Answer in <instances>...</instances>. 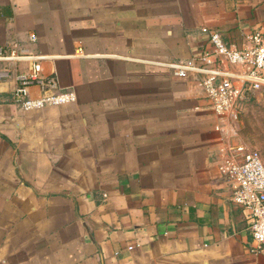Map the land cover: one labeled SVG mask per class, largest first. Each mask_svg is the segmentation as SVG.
I'll list each match as a JSON object with an SVG mask.
<instances>
[{
	"label": "crops",
	"instance_id": "obj_1",
	"mask_svg": "<svg viewBox=\"0 0 264 264\" xmlns=\"http://www.w3.org/2000/svg\"><path fill=\"white\" fill-rule=\"evenodd\" d=\"M206 27L241 44L264 33V0H0V48L42 55L77 94L23 110L0 81V264H264L217 116L168 64L199 55Z\"/></svg>",
	"mask_w": 264,
	"mask_h": 264
},
{
	"label": "built area",
	"instance_id": "obj_2",
	"mask_svg": "<svg viewBox=\"0 0 264 264\" xmlns=\"http://www.w3.org/2000/svg\"><path fill=\"white\" fill-rule=\"evenodd\" d=\"M209 44L190 59L168 63L176 77L194 76L217 116L215 129L223 135L218 152V169L232 187L233 202L247 211L249 229L257 250H264V161L256 149L239 135L236 123L245 102L256 92L264 93V33L255 29L243 43L226 41L219 31L207 27ZM32 42L37 41L31 35ZM42 55L34 54L19 43L0 48V81L12 80L13 102L23 110L43 109L73 103L74 90L63 87L56 75H44ZM31 61L26 71L20 61ZM12 63L14 65H12ZM11 64V65H10ZM36 87L39 96L31 95ZM130 247V249H132Z\"/></svg>",
	"mask_w": 264,
	"mask_h": 264
},
{
	"label": "rangeland",
	"instance_id": "obj_3",
	"mask_svg": "<svg viewBox=\"0 0 264 264\" xmlns=\"http://www.w3.org/2000/svg\"><path fill=\"white\" fill-rule=\"evenodd\" d=\"M235 125L242 140L258 150L264 161V101L244 105Z\"/></svg>",
	"mask_w": 264,
	"mask_h": 264
}]
</instances>
